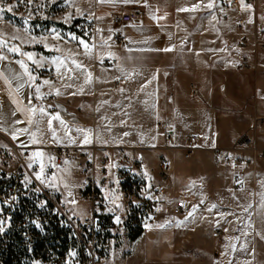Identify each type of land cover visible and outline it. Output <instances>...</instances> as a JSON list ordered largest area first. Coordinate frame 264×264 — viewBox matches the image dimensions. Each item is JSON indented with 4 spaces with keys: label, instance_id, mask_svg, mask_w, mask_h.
<instances>
[{
    "label": "crops",
    "instance_id": "obj_1",
    "mask_svg": "<svg viewBox=\"0 0 264 264\" xmlns=\"http://www.w3.org/2000/svg\"><path fill=\"white\" fill-rule=\"evenodd\" d=\"M208 2L209 0H66L65 5L70 8L73 16L93 22L94 30L85 40L91 51L86 54L83 46L76 42L73 47H61L49 53L35 52L36 58H46L42 68H37L27 60L29 70L37 77L35 84L40 85L41 94H45L42 99L35 98L34 87L30 88L25 83L21 88L20 81L11 79L12 74L23 73V69L15 62L17 59L0 60V72L10 80V83H5L0 79V145H4L1 139L3 137L33 152H44V157L39 160L45 168L54 163L49 159V147L58 145L82 149L92 160L97 176L102 167L107 169L108 208L116 213L123 211L117 181L121 159L123 156L142 155L145 159L143 173L146 178L152 179L151 168L163 155L164 138L158 128L159 122L168 120L172 123L177 146L184 145L191 135H195L196 140L202 136L206 139L207 143L201 148L206 153L212 148L229 147L235 138H232L233 134L241 128L240 123H235L236 129L228 133L225 131L227 126L221 128L214 122L216 114L211 108L198 110L191 104L182 111L176 105V85L179 84V79L180 86L184 87L188 80H197L209 72L219 73L225 71V68L237 70L233 64L243 60L247 65L243 71L252 78L255 102L264 107V47L248 43L245 46L239 45L242 40L252 42L255 36L259 37L257 27L264 28V2L214 0V6L210 10L206 7ZM195 5L199 7L194 8ZM128 10L138 13L135 21L119 25L111 22L112 14ZM115 31L126 37L123 46L111 41ZM57 57L74 71L67 72L65 68H61V74H57L58 65L51 63ZM109 59H114V63L104 66L102 63ZM73 60L82 65V69H75ZM41 71H46V75ZM44 80L51 81V84L44 85ZM192 85L197 88V94L191 92ZM215 87L218 90L221 88L216 84ZM189 89L193 97H197L201 91L202 98L198 100L208 102L203 85L200 84L199 88L195 83H190ZM56 90H59L60 95H56ZM30 93L33 94L32 106H43L47 112L58 114L64 121V126L59 121L54 120L52 123L56 130V140H53L52 133L48 131L47 118L39 126L41 132H37L42 143H32L29 133L19 132L22 128H28L29 132L36 131L35 124H27L26 115L19 110L17 104L19 101V107L28 106L27 97ZM254 112L250 118L254 114H264V109ZM198 116L203 120L200 126L193 125L189 120L187 124L181 121L184 117L196 120ZM34 119H39L38 113ZM18 120L25 123H16ZM77 129L87 130L91 142L84 143V133ZM71 140L76 142L71 143ZM260 140L263 145L264 133ZM81 161L79 157H75L53 167L47 184L63 198L68 210L79 218L90 212V204L79 199L82 186L79 168ZM220 165L221 171L217 165L212 164V172L216 173L212 177L213 181L218 184L227 179L231 187H234L235 173L227 163L221 162ZM208 173L209 169L203 174L207 177ZM263 182L264 160L258 161L251 169L242 173V184L249 186L248 196L259 201L251 204L255 213L264 208V202H261L264 190H260ZM190 186L193 185L189 184V190ZM203 186L205 185H201V190L206 191V186ZM191 190L195 191L194 188ZM174 192V189H168L159 197L163 207H167L169 203H177ZM215 194L216 208H223L224 204L219 202L223 196L217 191ZM190 200L179 199V204L188 206L191 215L169 216L174 223L184 219L185 229L181 233L194 232L198 216L213 212L207 208L192 209ZM172 227L174 226L168 225L162 230H171ZM216 233L219 235L222 232L217 230Z\"/></svg>",
    "mask_w": 264,
    "mask_h": 264
},
{
    "label": "rangeland",
    "instance_id": "obj_2",
    "mask_svg": "<svg viewBox=\"0 0 264 264\" xmlns=\"http://www.w3.org/2000/svg\"><path fill=\"white\" fill-rule=\"evenodd\" d=\"M65 2L66 0H0V42L6 41L8 48L19 47L21 52L49 53L61 47H73V44L79 42L72 39L73 36L85 41L94 30L93 22L73 16ZM9 8L11 11H8ZM245 42L248 45L253 44L250 41ZM0 52L8 58L24 60L27 64L26 56L9 52L7 48ZM246 68L247 65L237 70L225 68L223 72H209L197 80H188L189 83L187 82L184 87L180 86L181 81L177 76L179 84L176 85V105L182 111L191 104L198 110L204 107L211 108L216 114L214 122L221 128L227 126L225 131L228 133L236 129L235 123H240L241 128L233 134L232 138H235L229 147L247 130L248 127H245L249 125L250 116L255 113L254 111L264 109L263 104L255 102L252 78L243 71ZM41 72L46 75V71ZM190 83H195L199 88L200 84L203 85L208 102L204 99L201 102L198 100L202 98L201 91L197 97L190 95ZM215 84L221 86L220 90L216 89ZM260 97L262 98L261 95ZM188 120L193 125L203 124L199 116L196 120L184 117L181 121L187 124ZM242 129L244 130L241 131ZM262 135L261 133L257 135L259 144L263 142L260 140ZM219 136L221 139L222 135ZM1 139L4 144H13L20 150L28 149L3 137ZM205 143L207 142L204 136L195 140L197 149L195 147L196 150L194 149L188 157L178 150L168 153L169 185L163 193L168 189H174L177 203H169L167 207H163L159 201L154 223L148 231H143L136 238H131L122 230H116L109 240L111 246L107 248L110 259L105 263L96 264H264V208L255 213L251 204L259 201L248 196V184L235 188L231 187L227 179L218 184L213 181L212 177L216 176V173L212 172V164L218 166L221 162L213 159L214 148L209 150V153L201 149ZM52 147L54 146L48 148L49 154ZM163 156L164 151L161 157ZM208 169V176L205 177L203 173ZM151 170L154 181H158L162 172L159 161ZM83 183L82 179V186ZM190 183L193 185L190 186L191 189L194 188L195 191L188 189ZM201 185H205L206 187H203L207 190H201ZM260 190H264V182L260 184ZM216 191L223 196V199H219V202L224 204L223 208H216ZM187 198L191 199L192 209L207 208L213 212L198 216L194 232L181 233L180 231L185 229L184 219L174 223L169 216L174 205L179 204V199ZM79 199L90 204L89 214L83 217L86 218L92 212L91 201L82 198L80 193ZM66 207L68 209L67 205ZM159 225L164 226L158 227ZM168 225L174 227L171 230H162ZM217 230H221L222 233L217 235ZM71 253L75 252L68 251L65 245H61L52 252L33 253L31 256L27 254L19 264H81L79 258L82 254L75 253L73 256Z\"/></svg>",
    "mask_w": 264,
    "mask_h": 264
},
{
    "label": "built area",
    "instance_id": "obj_3",
    "mask_svg": "<svg viewBox=\"0 0 264 264\" xmlns=\"http://www.w3.org/2000/svg\"><path fill=\"white\" fill-rule=\"evenodd\" d=\"M137 16L135 10L121 11L112 14L111 22L127 24L135 21ZM257 32L259 37L255 36L252 42L264 47V28L257 27ZM111 41L123 46L126 37L115 31ZM239 45L245 46V40ZM114 61L109 59L102 64L108 66ZM245 66V61L233 64L236 69ZM191 92L198 93L194 85L191 86ZM158 128L163 134L162 148L166 156L159 160L162 170L160 178L154 181L153 178L145 177L142 155L123 156L117 169L118 188L123 199L121 213L110 211L108 208L106 192L109 177L106 168L102 167L97 176L92 160L82 149L58 145L52 147L51 156L54 163L49 164L44 171L48 179L53 167L74 157L82 160L79 168L84 183L80 195L91 201L92 206V212L86 218H79L70 212L60 195L36 179L35 174L40 171L41 161L33 157L29 149L20 150L13 144L0 145V221H4L5 229L4 233L0 234L2 246L24 250L23 255L19 256V261H23L27 254L31 256L33 253H48L65 245L68 251L82 254L79 258L81 264H96L105 263L110 259L107 248L111 246L109 240L116 230L127 234L134 230H140L141 233L148 231L156 218L159 196L169 185L168 153L180 150L188 157L195 149L196 140V136L191 135L184 145L177 146L170 121L159 122ZM258 133H264V114H254L247 130L234 140L231 147L214 148L212 151L216 162L227 163L235 173V188L242 184V173L251 169L258 161L264 160V143L259 144ZM26 177L30 183L26 182ZM189 212L188 206L177 204L171 209L170 215L182 217ZM117 217L120 218V223L116 222Z\"/></svg>",
    "mask_w": 264,
    "mask_h": 264
},
{
    "label": "snow or ice",
    "instance_id": "obj_4",
    "mask_svg": "<svg viewBox=\"0 0 264 264\" xmlns=\"http://www.w3.org/2000/svg\"><path fill=\"white\" fill-rule=\"evenodd\" d=\"M100 2H104V0H100ZM213 6H214V0H209V2L207 3L206 7L210 10V9L213 8ZM198 7H199V5H195L194 6V8H198ZM180 10L181 11H186L188 9H180ZM8 11H11V8H9ZM13 38H15V37H13ZM56 38L58 39L59 36L57 35ZM72 39L79 40V43L85 49V53L86 54L90 53L91 49L89 48V45H88V43L86 41H84L83 39H80V38H78L76 36H73ZM45 47H47V45H45ZM4 48H7V50L9 52L18 53V54H20L22 56H26L27 60L31 61L37 68H42V67L45 66L46 58H36L34 53L21 52L19 47L13 46V47L8 48L6 41L0 42V50H3ZM170 50L171 49H164V51H170ZM7 59H8L7 56L0 54V60H7ZM15 62L17 64H19L21 69H23V73H20V74H15L14 73V74H12L11 79L20 81L21 83H20L19 87H21V88L25 86V83H27V86L30 87V88L34 87V89H35V91H34L35 98L36 99H42L43 95H45V94H41V86L35 84V81H36L37 77L32 74V72L29 70V67L25 63L24 60H17ZM51 63L53 65H58V67L56 68L57 74H61L60 73V69L61 68H65L67 72L74 71V69L67 68V66L65 65L64 61L61 60L59 57L53 59L51 61ZM72 63L75 65V69H82V65L76 63V61L73 60ZM25 77H27L26 81H25ZM69 78H71V77H69ZM0 79H3L5 81V83H10L9 77L6 76L3 72H0ZM43 84L44 85H50L51 81L44 80ZM68 86L70 87V85H68ZM46 94H51V93H46ZM56 95H60L59 90H56ZM27 98H28V101H29V105L21 108V107H19L20 102L17 101L18 108H19V110H21V111H23L25 113L26 118H27V124H29V125L35 124L36 131L35 132H29L28 128H22V129H19V132L20 133H29L30 136H31L32 143H42L43 140L37 137V132H41V129H40L39 126L45 120V118H47L48 131H50L52 133L53 140H56L57 139L56 130L52 127V123L55 120V121H59L61 126H64V121L61 120V118H60V116L58 114L52 115L51 113L47 112V110L43 106H40L39 108H37L35 106H32L31 105V101H32V98H33V94L32 93H30ZM37 113L39 114V119H34V117H36ZM13 114L15 115V113H13ZM16 123H25V121H19L18 120V121H16ZM77 131L81 132V133H84V137H83V142L84 143H90L91 142L90 138H89V136L87 134V130L77 129ZM41 135H42V133H41ZM13 138L14 139L16 138L15 134H14ZM70 142L71 143H75L76 141L75 140H71ZM44 155H45V153L42 152V151H36V152L32 153V156L37 158V159H40V158L44 157ZM49 159H51V157H49ZM44 171H45V165L41 162L40 171L38 173H36L35 175H36V179L38 181H40L41 184H44V185L47 186L48 178L45 176ZM25 180L28 183L31 182L30 180H28L27 177L25 178ZM37 191H39V189H37ZM13 199H15V197H13ZM261 200H262V202H264V194H261ZM41 206L43 207L44 205L42 204ZM250 206L251 205H249V207ZM213 207H215V205H213ZM189 215H191V213H189ZM116 222L120 223V218L119 217L116 218ZM3 225H4V221H0V234H3L4 231H5ZM163 226L164 225H159L158 227H163ZM37 227H39V225H37ZM71 255L75 256V253H71Z\"/></svg>",
    "mask_w": 264,
    "mask_h": 264
},
{
    "label": "trees",
    "instance_id": "obj_5",
    "mask_svg": "<svg viewBox=\"0 0 264 264\" xmlns=\"http://www.w3.org/2000/svg\"><path fill=\"white\" fill-rule=\"evenodd\" d=\"M141 234L140 230L130 231L131 238H136ZM24 250L16 248H5L0 243V264H19V256H22Z\"/></svg>",
    "mask_w": 264,
    "mask_h": 264
}]
</instances>
